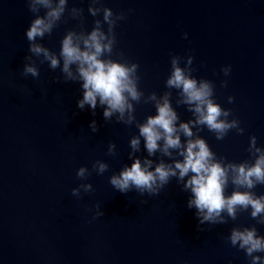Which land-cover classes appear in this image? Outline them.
Instances as JSON below:
<instances>
[{"label": "water", "instance_id": "95a60500", "mask_svg": "<svg viewBox=\"0 0 264 264\" xmlns=\"http://www.w3.org/2000/svg\"><path fill=\"white\" fill-rule=\"evenodd\" d=\"M90 3L68 0L61 21L39 42L58 54L67 31L90 32L94 20H102V13H88ZM103 6L125 16L114 28L111 58L121 60L123 53L139 65L138 88L145 97L169 91L165 81L173 55L192 56V75L214 83L215 101L231 109L228 119H238L244 129L230 130L223 140L207 128L198 135L225 162L253 161L250 137L264 148V0H103ZM72 7L83 9L81 18L71 17ZM34 18L27 0H0V264H250L228 240L234 227L255 226L264 236V224L250 209L199 231L196 209L187 207L190 193L176 178L157 196L121 193L110 185L109 177L132 163L130 139L138 128L115 117L105 121L99 106L95 115L87 105L79 109L80 84L63 82L60 68L41 64L42 57H33L38 77L22 76L31 55L26 29ZM227 66L225 76L221 69ZM170 91L181 121L192 119L186 106L176 105L177 90ZM134 107L138 122L156 114L143 98ZM93 120L96 132L89 127ZM109 143L116 145L115 156L108 154ZM135 155L147 156L143 139ZM149 158L168 160L159 152ZM97 160L109 165L105 173L77 177L80 167L91 171ZM81 183H91L94 191L81 190L78 198L71 190ZM232 190L229 184L226 195ZM252 191L264 195V185ZM96 204L104 215L93 219Z\"/></svg>", "mask_w": 264, "mask_h": 264}, {"label": "clouds", "instance_id": "9594fccd", "mask_svg": "<svg viewBox=\"0 0 264 264\" xmlns=\"http://www.w3.org/2000/svg\"><path fill=\"white\" fill-rule=\"evenodd\" d=\"M68 0H27L29 10L35 18L26 29L29 42L28 51L31 55L25 57L22 76H39V70L33 57L41 58L53 70L60 68L63 82H78L82 90V98L77 101L81 110L89 106L95 115L96 108H103L105 121L115 117L117 123L125 125L136 124L138 135L130 139L129 159L131 165H124L118 174L109 177L110 185L121 193L135 190L140 196H157L169 184L172 178L182 184V191L190 193L187 201L189 209H196L198 219L197 228L204 231L201 225L224 224L227 219L235 220L240 211H250V216L259 224H264V195H257L252 189L257 185H264V148L257 146V138L250 137L249 153L253 161L245 160L240 163L225 162L224 157H217L209 147L207 141L198 135L203 129L215 134L217 140H223L228 132L235 129L243 134L238 119L229 120L231 109H224L215 101L214 83L207 79H197L192 75L193 57L185 58L179 55L171 57V69L165 86V91L158 96L155 92L145 97L139 90L140 77L137 75L139 65L123 59H112L114 46L117 43L114 28L124 14H114L112 9L103 6V0H91L88 13L98 17L102 13V20L95 19L90 32L69 30L61 40L60 51H51L39 42L45 35H51L53 29L63 17ZM44 9V15L40 10ZM83 9L72 7L70 15L73 19L82 17ZM107 25V31L104 25ZM187 38V33H184ZM185 60L184 66H181ZM228 76L230 66L221 69ZM55 80L60 82V77ZM222 87L227 81L221 82ZM177 90L176 105L186 106L192 113V119L181 121L176 108L172 106L170 90ZM152 102L156 114L148 115L143 122L136 121L134 103ZM228 97V102H233ZM89 127L92 132L98 131L93 120ZM195 129L196 131H193ZM182 137L184 138L182 140ZM143 139L147 156L141 159L135 153L141 150ZM116 145L109 143L108 154L116 155ZM159 152V161L150 159ZM109 168L103 161L97 160L92 164V170L80 167L77 177L87 180L92 171L102 175ZM229 184L233 186L230 195H226ZM84 193L94 191L91 183H81L71 190V194L80 197ZM147 203V200L143 201ZM96 212L93 219L103 216L101 205H95ZM233 247L243 250L250 258V264H264V236L258 235L257 228L234 227L228 237Z\"/></svg>", "mask_w": 264, "mask_h": 264}]
</instances>
